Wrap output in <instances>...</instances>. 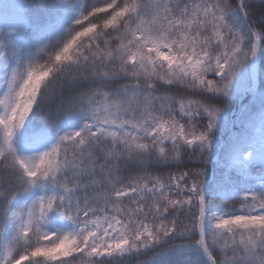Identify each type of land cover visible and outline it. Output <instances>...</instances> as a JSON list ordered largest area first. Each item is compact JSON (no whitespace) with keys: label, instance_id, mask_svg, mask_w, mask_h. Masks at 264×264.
Listing matches in <instances>:
<instances>
[{"label":"snow or ice","instance_id":"1","mask_svg":"<svg viewBox=\"0 0 264 264\" xmlns=\"http://www.w3.org/2000/svg\"><path fill=\"white\" fill-rule=\"evenodd\" d=\"M133 261L264 264V3L0 0V264Z\"/></svg>","mask_w":264,"mask_h":264},{"label":"trees","instance_id":"2","mask_svg":"<svg viewBox=\"0 0 264 264\" xmlns=\"http://www.w3.org/2000/svg\"><path fill=\"white\" fill-rule=\"evenodd\" d=\"M3 2H7V3H12V2H16V3H24V4H29L31 3L32 5H35L36 3H38V0H3ZM254 3L259 6L260 4L264 3V0H254ZM249 99H251V97L246 98L243 102L245 104L248 103ZM239 106L238 102H234L232 105L229 106V113H233L236 108ZM143 259V257H142ZM132 264H135V261L132 262Z\"/></svg>","mask_w":264,"mask_h":264}]
</instances>
